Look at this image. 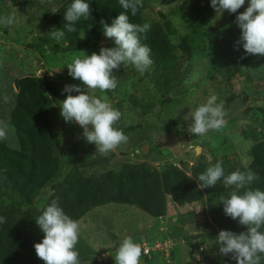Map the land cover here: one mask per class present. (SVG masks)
I'll return each instance as SVG.
<instances>
[{
  "label": "rangeland",
  "instance_id": "obj_1",
  "mask_svg": "<svg viewBox=\"0 0 264 264\" xmlns=\"http://www.w3.org/2000/svg\"><path fill=\"white\" fill-rule=\"evenodd\" d=\"M64 1L0 0V17L13 18L11 25L0 24V121L8 126L7 138L0 142L13 149L18 148L9 111L16 92L14 81L29 75L41 79L45 86L52 82L57 87L50 117L54 122L52 135L60 141L64 154V174L76 157H107L110 162L106 169L111 170H117L125 163H146L161 170L164 164L172 163L179 168L186 165L187 169H184L189 171L200 156L206 159L209 167L220 161L227 165L248 166L250 148L254 136L261 131L260 121L264 111V56L245 54L242 46L237 44L240 29L235 20L247 8L248 0L236 13L224 11L220 15L210 6V0H179L169 6L154 0H142L144 18L151 21L165 18L182 36L190 32L193 21H203L209 37L230 30L233 44L247 63L235 78H221L212 68V46L207 53L196 52L187 64L186 80L182 77L185 71L180 70L182 86L175 89L170 101L159 102L150 114L142 118L137 101L159 100L147 82L150 68L142 73L130 64L114 69L112 74L118 78L114 90L105 93L88 91V94L97 98L106 96L110 105L121 113L115 125L117 129L129 126L134 129L125 135V143L107 154L96 152L95 145L87 143L82 135L83 129L77 124L63 120L59 103L68 95L63 92L66 85L83 88L79 80L69 76L66 66L74 58H82L83 53L86 56L99 54L102 47L114 46V42L102 37L94 49L68 48L62 36L55 35L57 30L50 21L52 9H57ZM55 70L60 72L54 74ZM70 94L75 96L80 93ZM211 96L218 98L217 104L223 103L225 126L219 131L210 130L203 136L191 135L187 131L191 120L183 118L206 103ZM102 170L95 168L91 172L100 173ZM223 192L222 185L217 183L210 187L208 194L203 195L202 202L184 206H176L168 196L166 215L160 218H152L127 205L107 204L91 210L78 221V241L89 251L79 255L82 258L80 264H114L116 248L126 237H131L139 245L171 238L186 241L178 246L172 256L168 253L164 258L157 256L145 260L141 255L140 264H221L218 257L223 258L224 255L219 253L217 241L203 238L202 235L203 225L208 219L206 204L211 199L221 197ZM48 194L49 190H45L38 205ZM39 231L42 238L35 244L40 243L44 236L40 228ZM200 241L204 245H198ZM197 250L203 254L200 262L194 256ZM31 263L44 264L36 256L35 250Z\"/></svg>",
  "mask_w": 264,
  "mask_h": 264
},
{
  "label": "trees",
  "instance_id": "obj_2",
  "mask_svg": "<svg viewBox=\"0 0 264 264\" xmlns=\"http://www.w3.org/2000/svg\"><path fill=\"white\" fill-rule=\"evenodd\" d=\"M154 1L169 6L179 0ZM72 2H62L50 19L55 30L63 31L62 40L68 48H96L99 40L105 37L101 22L111 25L117 15L124 12L118 0H85L91 8L90 17H82L71 24L75 31L69 32L64 15ZM126 14L130 23L150 25L146 33L138 35L141 44L151 50V74L146 78L159 100H138L141 118L150 114L159 102L170 101L175 89L182 86L180 70L185 71L182 77L186 80L187 64L196 52L207 53L212 46V68L221 78H235L247 63L233 44L230 30L209 37L204 22L193 21L190 32L182 36L165 18L157 21L144 18L143 5L138 6L136 15L133 16L130 10ZM14 84L16 92L9 120L18 148L13 149L0 142V217L4 221L0 223V264H32L33 246L42 238L35 219L53 200H57L64 213L77 222L91 210L107 204L132 206L152 218H160L166 215L168 196L176 206H184L202 202L203 195L210 192V187L201 189L198 180L199 175L209 167L203 156L196 160L189 171L184 169L186 165L179 168L172 163L164 164L161 170L146 163H125L117 170H111L106 169L110 162L107 157H76L64 174V154L60 141L52 135L54 122L50 117L52 101L56 99V85L50 82L45 86L41 79L29 75L17 78ZM260 127L261 131L254 136L250 148L248 166L222 163L225 175L249 169L257 174L258 179L246 189L239 190L238 194L249 189L264 191V111ZM118 129L126 135L134 128ZM95 168L103 170L100 173L91 172ZM218 184L222 185V182ZM222 189L224 192L221 196L225 198L235 190L223 185ZM45 190H49V194L38 205ZM220 198L211 199L206 204L208 219L203 225V238L216 241L221 230L237 235L247 231L246 226L240 225L238 220L224 214ZM260 231L264 232V227ZM177 241L186 242L184 239ZM199 244L204 245L203 241ZM84 248V244L78 241L75 250L79 255L89 253ZM177 250L178 246H175L171 254ZM157 256L161 255L156 254L151 258ZM218 260L221 264H236L231 254L223 258L219 256Z\"/></svg>",
  "mask_w": 264,
  "mask_h": 264
},
{
  "label": "clouds",
  "instance_id": "obj_3",
  "mask_svg": "<svg viewBox=\"0 0 264 264\" xmlns=\"http://www.w3.org/2000/svg\"><path fill=\"white\" fill-rule=\"evenodd\" d=\"M124 12L117 15L111 25L101 22L103 35L114 42L113 47H102L99 54L93 53L76 57L66 67L68 74L79 80L83 88L76 85H66V98L59 103L60 115L66 123H75L83 129V137L87 143L94 144L96 152L107 154L117 149L127 141L124 133L115 125L120 120L121 113L114 109L106 96L99 98L89 95L88 91L100 93L114 90L118 78L112 73L121 65H132L139 72L146 71L152 64L150 48L142 45L138 34L146 33L150 25L142 26L129 22L126 14L129 10L134 16L142 0H118ZM245 4V0H210V6L220 15L224 11L236 13ZM58 9L53 8L52 13ZM91 8L85 0H73L67 8L64 19L69 25L67 31L74 32L70 25L82 17H90ZM13 18L0 17V24L11 25ZM235 23L240 29L237 44L242 46L245 54L264 56V0H248L245 11L236 16ZM60 37L63 31H56ZM77 92L78 95L70 93ZM217 97L211 96L206 103L190 111L184 120H191L187 131L191 135L203 136L210 130L219 131L226 124L223 103L217 104ZM89 126H91L89 128ZM8 126L0 121V140L7 138ZM222 161L210 166L199 175L200 188L214 187L222 182L224 188H234L229 197L221 196L224 214L233 220H238L247 231L236 234L221 230L216 237L221 255H232L236 264H264V191L239 190L246 189L258 179L250 169L239 170L225 175ZM4 222L0 217V223ZM35 223L44 236L40 243L34 244L36 256L44 264H80L79 253L75 250L79 237V223L66 215L57 200H53L36 219ZM142 248L134 243L131 237H126L116 248L114 264H140Z\"/></svg>",
  "mask_w": 264,
  "mask_h": 264
},
{
  "label": "built area",
  "instance_id": "obj_4",
  "mask_svg": "<svg viewBox=\"0 0 264 264\" xmlns=\"http://www.w3.org/2000/svg\"><path fill=\"white\" fill-rule=\"evenodd\" d=\"M182 243L184 242L181 241L179 243L177 240L165 239V240H159L156 242L153 241L151 243L143 242L140 246L142 248V255L144 257L151 258L153 255L159 254L161 255V257L164 258V256L168 255V253H170L169 256H171V252L174 249V247L179 246ZM194 256H195V259L199 262L203 260V254L199 253L198 250L195 252Z\"/></svg>",
  "mask_w": 264,
  "mask_h": 264
},
{
  "label": "water",
  "instance_id": "obj_5",
  "mask_svg": "<svg viewBox=\"0 0 264 264\" xmlns=\"http://www.w3.org/2000/svg\"><path fill=\"white\" fill-rule=\"evenodd\" d=\"M59 72H60L59 70H55V71H54V74H57V73H59Z\"/></svg>",
  "mask_w": 264,
  "mask_h": 264
}]
</instances>
